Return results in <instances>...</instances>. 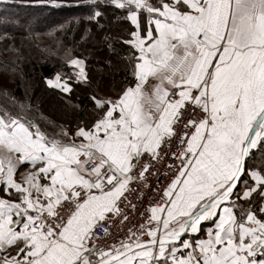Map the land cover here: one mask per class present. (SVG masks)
Masks as SVG:
<instances>
[{
    "label": "snow or ice",
    "instance_id": "snow-or-ice-1",
    "mask_svg": "<svg viewBox=\"0 0 264 264\" xmlns=\"http://www.w3.org/2000/svg\"><path fill=\"white\" fill-rule=\"evenodd\" d=\"M34 3L81 8L100 30L118 10L129 74L115 95L89 93L71 135L0 86V264H264V0ZM0 49L22 59L8 32ZM67 65L43 82L80 110L74 93L92 80L85 59ZM165 158L162 182L152 168ZM150 175L142 223L101 246L97 229L128 220L125 194Z\"/></svg>",
    "mask_w": 264,
    "mask_h": 264
},
{
    "label": "trees",
    "instance_id": "trees-1",
    "mask_svg": "<svg viewBox=\"0 0 264 264\" xmlns=\"http://www.w3.org/2000/svg\"><path fill=\"white\" fill-rule=\"evenodd\" d=\"M70 2L75 3L71 0ZM32 13L40 18L35 26H28L29 29L25 31V16ZM82 17L83 9L76 7L54 8L47 4H28L23 0H12L8 5L0 3V32H8L15 37V45L19 49L16 55L22 57L13 64L14 54L0 49V86L6 87L20 98H24L27 91L33 108L38 110L36 114L31 112L30 115L40 121L43 114L47 121L41 122V126L49 127L46 130L50 133L53 131L48 121L54 126L64 127L65 124L66 129L74 130L76 124L86 117L87 110H90L91 105L87 99L89 93L95 89L99 93L107 92L108 95H113L115 87L120 88L129 74L125 71L127 61L119 60L116 53L122 54L123 46L120 40L126 36L131 27L130 22L125 20L118 10L112 8H108L105 18L101 20L104 25L102 30L98 29L94 22ZM33 21L35 22V19ZM62 23L66 26L61 27ZM87 29H91V32H86ZM49 30L54 32L50 34ZM105 36L109 39H103ZM109 43L115 52L109 51ZM63 55L85 59L92 80L89 88L77 87L73 103L79 104L80 110L68 107L70 114L64 115V122L60 121L61 117H56L55 113L64 102L61 94L47 88L43 82L44 77L52 76L58 71H70ZM109 60L112 61L111 66L106 63ZM5 62L8 64L7 69L2 67ZM109 72L113 73V77ZM6 103L4 97L0 96V106Z\"/></svg>",
    "mask_w": 264,
    "mask_h": 264
},
{
    "label": "built area",
    "instance_id": "built-area-1",
    "mask_svg": "<svg viewBox=\"0 0 264 264\" xmlns=\"http://www.w3.org/2000/svg\"><path fill=\"white\" fill-rule=\"evenodd\" d=\"M173 141V145H174ZM166 147V146H165ZM171 163V160L165 158L163 161L154 162V167L152 168L153 173H158L160 179L164 181V174L166 171V165ZM147 183L149 187H144L137 183H132L130 185V191L126 195V200L121 204V208L124 210L125 214L128 215V220H123V217H113L112 220L105 224L103 227L109 229V236L104 237L103 227L98 228L97 232L102 237L100 240L101 246H108L114 243H118L120 240L124 239L128 235L129 228L135 231L139 225L142 223V217L140 212L144 210V207L148 204V199L152 198L151 188H156L157 178L155 175H150L148 177ZM145 197L141 199V196ZM131 205H136V211H131Z\"/></svg>",
    "mask_w": 264,
    "mask_h": 264
},
{
    "label": "rangeland",
    "instance_id": "rangeland-1",
    "mask_svg": "<svg viewBox=\"0 0 264 264\" xmlns=\"http://www.w3.org/2000/svg\"><path fill=\"white\" fill-rule=\"evenodd\" d=\"M23 1L26 2V3H28V4H33L34 3V0H23ZM71 1H75V0H71ZM42 5H44V4H42ZM45 14H47V13H45ZM25 18L27 20V22L25 24V27H26L25 28V31H26L27 29H29L28 26L29 27H32V26H35L37 24L36 22L38 21V19L40 18V16H38L37 14L35 15V13H32V14H27L25 16ZM34 19H35V22L33 21ZM62 26L65 27L66 24L65 23H62L61 24V27ZM54 30H49L48 33L52 34L54 32ZM63 57H64L63 59H64L65 62H67L68 59L70 58L69 55H66V56L63 55ZM109 74L111 75V77H113V73L112 72H109ZM118 90H119V87H115V90L113 92V95ZM60 106H61V108L58 109V110H56L55 113H56V117H61L60 118L61 119L60 121L64 122V120L66 119L64 117V115L70 114V110H69L68 106L64 102L62 104H60ZM37 111L38 110L36 109V107H34L32 112L36 114ZM49 113H51V112H49ZM45 128H49V127H45ZM63 128L66 129V125L65 124H64V127ZM50 129H51V131H55V132H60L61 131L59 126H57V125L54 126L52 123H50ZM55 129H58V130L56 131ZM66 130H69V129H66ZM69 135H71V130L69 131Z\"/></svg>",
    "mask_w": 264,
    "mask_h": 264
},
{
    "label": "crops",
    "instance_id": "crops-1",
    "mask_svg": "<svg viewBox=\"0 0 264 264\" xmlns=\"http://www.w3.org/2000/svg\"><path fill=\"white\" fill-rule=\"evenodd\" d=\"M3 155H4V153H3L2 151H0V156H3ZM28 167H29V166L27 165V163H25L24 165H22V166L20 167V171H24V170H26Z\"/></svg>",
    "mask_w": 264,
    "mask_h": 264
}]
</instances>
